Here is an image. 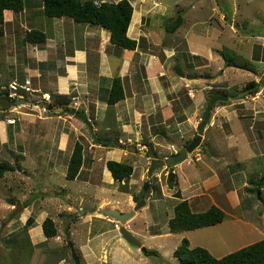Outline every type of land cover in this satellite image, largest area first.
I'll return each instance as SVG.
<instances>
[{
  "label": "rangeland",
  "instance_id": "obj_1",
  "mask_svg": "<svg viewBox=\"0 0 264 264\" xmlns=\"http://www.w3.org/2000/svg\"><path fill=\"white\" fill-rule=\"evenodd\" d=\"M154 1L166 8L163 16L158 15L162 12L157 11V14L155 13L159 18H154V21L162 25L161 31L163 33L166 31L167 41L174 39L172 38L173 33H169L166 29L167 25L170 24H168L169 20H182L181 29L187 30L193 29L194 21L208 25L212 23L217 29L212 38L204 40L198 28L194 32V36L197 38H191L190 40L202 44L200 51L202 50L203 54V45L207 46L204 44L206 42L213 48L217 58L211 64L212 67L197 69V67L206 64V61L188 55L189 51L186 47L184 51L187 54L184 56V62L189 64L194 62L192 65L194 68L190 69L189 64L187 65L188 68L185 65L181 66L182 61H179V59L173 60L176 65L173 76L179 77L176 70L177 68L181 69V67L184 70L182 73L185 75L182 80L186 84L175 94L170 95L171 98L176 99L173 103L174 107L177 106L176 110L181 107L183 110L188 111L187 115L176 120V122H185L184 127L177 128L175 120L167 122L170 125L173 124V129L165 137L157 138L154 141L149 139L150 137L145 129L144 142L142 140L139 142L133 141L132 146L137 148L138 144L146 143V146H148L145 150H148L147 154L143 155L138 152L135 156H130L128 162L145 166L148 157L161 160L166 156L170 157L172 153L175 154L174 152L177 149L179 151L181 148L188 147L198 135L199 123L203 119L210 98L219 94L234 100L230 101L229 99L227 102H218L214 105L201 145L188 155L185 162L176 164L171 168L162 167L154 172H150L151 163L145 166V171H147L143 173L145 179H140V175H144L140 171L142 169H137L132 178L137 183L132 186L129 184L130 179L125 180L123 181L124 185L121 184L118 190L114 186L103 187V189L97 188L96 190L91 185H84L83 177L74 181L68 180L60 171V169L68 166L76 143L83 145L87 165L90 160L96 158L98 163L95 171L102 170L105 160L100 162L98 159L104 158V149L97 150L98 148L93 146L94 142L98 140V137L110 141L115 136H95L87 132L84 137L71 135L74 132L68 133V139L66 138L68 141L64 146V151L58 152V139L56 138L61 135L62 129L70 127V124L62 119L59 121L57 117L62 116L68 120H72L73 117L65 112L50 110V106L56 108L52 93L50 95L41 93L40 97L23 93L27 98L26 104H18L6 110L0 108V127L4 128H2L4 131L0 132V162H8L14 167L12 172L7 173L4 178L0 179V264H74L70 243L73 245L80 261L81 257L84 258L82 264H98L97 259L100 258L102 261L103 255L106 258V264H112V262L120 264L127 261H130L129 264H181L173 253L181 245L183 239L189 240L191 248H205L216 258H222L252 243L264 240L262 232L250 229L249 226L251 222L252 226L259 228L258 226H261L262 223L261 228L264 229V193L259 198L257 193L248 192L247 189H245V192H247L244 194L241 190L242 205L235 214L237 216L239 213L247 215L248 224L244 217H241L240 221H236L232 220L229 215L223 223L217 226L192 230L183 234H171L169 228L166 227V234L168 235L161 236L152 242L153 245L157 246V248L153 247L154 249L159 248L160 252L156 250L157 253L147 254V250L139 251L138 247L126 242V244H120L118 242L120 236L117 235L120 232L114 229L115 224L113 225L106 220H93L92 227L94 225V229L89 232L90 227L87 221L89 216L87 214L90 211L88 212V210L95 209L99 204H102L100 200L94 199L96 196L105 198L108 203L119 201L120 207H122L128 199L126 192L141 195L149 184L143 198L152 196L162 198L164 186L169 193L189 189L193 185L192 181L195 176L204 179L216 167H220L221 164L216 162L217 160L214 157L218 156L219 150L224 145V147L227 146L230 131H226L227 127L217 107L232 105L233 101H236L239 97H244L247 101L258 98L256 102L263 112L261 115H264V41L246 38L245 36L264 37V0ZM222 11H226L230 17L222 20L220 15ZM175 37L183 36L175 35ZM3 41L1 38L0 42ZM230 64H234V66L230 67ZM218 68L219 75L216 74ZM222 69H225V73H220ZM0 76L4 81L5 73L1 72ZM253 81L260 84V92L250 95L247 86ZM15 83H18V81ZM2 84L6 88L0 89V95L2 96L0 99L8 98L9 81L6 80ZM42 90H47L45 85ZM190 99L193 100L190 101ZM11 101L16 102L19 100ZM69 108L73 109L74 107ZM75 108L77 109V107ZM241 108V106L238 107V109ZM247 113L253 114L254 112L250 110ZM46 117H53L54 119L48 123ZM153 120L156 119L153 118ZM53 132L56 134L54 146L52 144ZM262 135L264 136V133ZM250 138L253 139V136ZM52 146L54 150L51 149ZM197 154L201 155L197 157ZM242 156H244V153H242ZM51 160L53 161L51 162ZM258 163V168L249 165L250 168L246 171L248 181L253 177L258 180L261 175L264 176V157ZM62 164L65 166L63 167ZM178 165H180V170L176 169ZM53 167L57 173L52 172ZM171 173L176 176L174 182L169 181ZM96 183L95 181L92 182L93 185ZM244 196L247 198L245 199ZM11 202L16 204L23 202L27 209L23 211L21 209L18 212V208L11 205ZM203 202H205V199L204 201L196 200L194 209L196 211L203 210L206 207L205 205L203 208ZM198 204L202 205L198 206ZM228 213L234 215L233 211ZM30 217L34 219V224L27 228L26 223ZM40 217L42 221L46 218H52L57 226L58 235L54 238H46L47 242L44 244H35L30 239L28 229H30L29 232L32 233V236H34L33 234L37 235L36 227ZM100 217L113 220L103 216V214ZM146 218L145 213L140 211L133 221L128 223L129 229L138 235L136 238L140 242L144 241V237L148 238L149 236L146 233ZM151 230L154 231V229ZM99 231L104 232L106 235L96 239ZM116 235L119 238L114 239ZM94 237L95 240L90 241L92 254L88 255L90 259L87 258L86 260L83 246ZM109 237L113 238L109 245L104 247L102 242ZM120 245H127L130 250H124L120 248ZM103 247L105 252H102ZM128 256L132 258V261L127 259Z\"/></svg>",
  "mask_w": 264,
  "mask_h": 264
},
{
  "label": "crops",
  "instance_id": "obj_2",
  "mask_svg": "<svg viewBox=\"0 0 264 264\" xmlns=\"http://www.w3.org/2000/svg\"><path fill=\"white\" fill-rule=\"evenodd\" d=\"M97 1L103 2L108 0ZM119 1L111 0V2L115 3ZM128 1L133 6L134 13L127 35L137 43L136 49L134 50L121 49L115 46L111 42L110 31L104 27L94 24H76L68 18H47L39 0H26V7L23 12L6 11L4 34L0 36V39L2 38L4 40L0 42V73H5L4 81H2L3 78L0 76L1 90L6 88L2 83L8 80L9 86L17 81L20 85H25L29 82L28 88L31 92L26 93L28 95L40 97L41 93L44 95L54 93L68 96L71 100L69 107H74V110L84 112L92 124V128H90L84 121L76 117L72 116V120H68L62 116L57 117L59 121L62 119L70 124V127L65 128L67 129L66 131L62 129L61 135L58 136L59 138H56L58 139V152L64 151V146L68 141V133L71 134L73 132L74 134L71 135L76 136H84L87 132L95 136H115L110 141L113 143L118 141L122 145V147H104L99 145L97 140L94 142L95 144L93 146L97 147V150L104 149L105 153L103 154V159H98L100 162L105 160L103 164L104 168L99 171H95L98 163L95 156V159L90 160L87 165L84 154L85 161L76 179L83 177L84 185H91L96 190L97 188L103 189V187L113 186L118 190L121 184L124 185V182L121 183L114 180L107 167L108 161H116L133 166L134 172L129 178V184L132 186L137 183V181L132 180L137 169H142L140 170L142 174L147 172L145 171V166L150 165L154 159L152 157H146L147 161L145 162V166L143 164H136L135 162H131L130 164L128 158L136 154L126 149L127 146L133 145V141L139 142L142 140L144 142L143 135L145 129L147 130V135L150 137L149 139L154 141L157 138L165 137L173 129V124L170 125L167 122L175 120L177 128L184 127L185 122H176V120L187 115L188 111L183 110L181 107L176 110L177 106L174 107L173 104L176 99L171 98L170 95L182 89L186 83L182 80L185 77L173 76V72L176 69L173 60L179 59V61H182L181 66L185 65L187 67L189 63L184 62V56L187 54L184 51L186 47H188V55L206 61V64L197 67V69L212 67L211 64L217 58L215 51L209 44L204 42L207 46L203 45V54L202 50L200 51L202 44L191 42L190 40L191 38H197L194 36V32L198 28L204 40H208L210 37L212 38L215 30H217L212 23L208 25L194 21L192 30L181 29L182 24L172 34V36L174 35L172 37L174 39L167 41L166 31L163 33L161 31L162 25L154 21V18L158 17L155 13L157 14V11L162 12L158 15L163 16L166 8L160 6L154 0ZM226 13V11L220 13L222 20H226ZM173 21L169 20L168 24ZM32 30L43 32L46 35V42L42 44L29 43L26 37L27 33ZM175 35L183 37H175ZM245 36L246 38L264 41V37ZM193 64L194 62H191L188 67L190 69L194 68L192 66ZM218 70L219 68L216 70L217 75H219ZM181 71H184L182 67ZM223 72L225 73V69H222L220 73ZM115 79L121 80L125 98L114 105H109L108 99ZM44 85L48 91L42 90ZM257 99L252 98L250 101H247L244 97H239L236 101H233L232 105L217 107L227 127L226 131H230L227 146L224 147V145L219 150L218 156L214 157L217 160L216 162L221 164L220 167H216L204 179L195 176L192 181L193 185L189 189L169 193L164 186L162 198H155L156 196L148 198L142 197L146 204L141 210L136 212L134 217L140 211H143L145 217H147L146 233L149 236L148 238L144 237V241H141L146 250H158L157 252H160L159 248H153H157V246L153 245L152 242L161 236L168 235L166 234V227L169 228V221L174 216V208L183 200H187L191 205L192 211L196 213L205 212L211 206H216L224 211L227 217L230 215L229 217L232 220L240 221L241 217H244L246 220L247 215L245 216L244 213L238 212V216L236 215L239 207L242 205L241 190L244 194L247 192H245V189L250 187L246 171L250 166L258 168V162L264 157V136L262 135L264 133V129H262L264 127V115H261L263 112L259 109L260 105L256 102ZM177 100L179 99L177 98ZM192 100L190 99V101ZM232 100L234 99H230V101ZM239 106L242 108L238 109ZM249 109L254 113H247V111H250ZM239 111L242 112L240 113ZM153 118L156 120L154 121ZM53 119V117H46L48 123ZM2 128L0 127V132L4 131V128ZM55 135L53 132V146ZM251 136H253V139L250 138ZM146 145V143L138 144L136 149L138 151L139 149L146 150L148 147ZM53 146L51 149H53ZM242 153H244V156H242ZM200 155L197 154L196 156L199 157ZM168 157L165 158L167 159ZM62 165L63 167L65 166L64 164ZM179 166H176V169L180 170ZM67 168L68 166L60 169L65 177L67 175ZM52 172L57 173L54 171V167ZM145 178V175H140L141 180ZM94 181L97 183L93 185L92 182ZM262 191H264V186ZM126 195H128V199L122 206L124 208L120 207L119 201H116V203H108L105 198L96 196L94 199L100 200L102 204H99L95 209L91 208L88 210V212L90 211L87 214L89 216L87 220L90 227L89 232L94 229V225L92 227L93 220H106L114 225L113 220L104 217L102 219L100 217L102 214L101 211L117 210L120 212H129L133 210L137 203L134 197L138 195L131 194L130 192H126ZM244 197L245 199L247 198L246 196ZM198 199L201 201L205 199V202L202 204L203 208L205 205L206 207L203 210L196 211L194 206ZM197 202L199 203L200 201ZM21 204L22 211L27 209V206L23 202ZM200 205L198 204V206ZM230 211H233L234 215L228 213ZM26 212L28 213L30 211ZM242 212L244 211L242 210ZM133 219L130 221L132 222ZM41 221L42 218L40 217L38 226L36 227L38 231V233L36 232L37 235L33 234L34 236H32V233L29 232L30 229H28L30 239L35 244H44L47 242L42 229L44 221ZM246 223L248 224V221ZM249 226L250 229L260 231L264 235V229L262 230L261 228L263 226L262 223L261 226H258L259 228L252 226L251 222ZM151 229H154V231ZM129 231L135 237L138 236L133 230L129 229ZM187 232L189 231L177 234ZM97 233L99 234L96 236V239L106 235L101 231ZM117 235L114 239L119 238L118 242L120 244L127 243L121 237L120 233ZM112 238L109 237L102 242L103 246L107 247ZM93 239L95 240V237L83 246L86 260L87 258L90 259L88 255L92 254L90 241ZM104 247L102 252H105ZM120 248L127 251L130 250L127 245H120ZM129 257L127 259H131L132 261V258ZM105 259V255H103L102 261L98 258V264H106ZM83 262L84 258L81 257V263ZM129 263L130 261L120 264ZM112 264L114 263L112 262Z\"/></svg>",
  "mask_w": 264,
  "mask_h": 264
},
{
  "label": "trees",
  "instance_id": "obj_3",
  "mask_svg": "<svg viewBox=\"0 0 264 264\" xmlns=\"http://www.w3.org/2000/svg\"><path fill=\"white\" fill-rule=\"evenodd\" d=\"M43 7L44 14L50 19L68 18L76 24H94L108 29L111 33V42L127 50L136 49V41L127 35L130 22L134 13V8L128 0H120L118 3L104 1L96 5V0H39ZM26 7V0H0V36L4 34L5 12H23ZM230 16L227 13L226 19ZM182 20L173 21L168 25L167 31L174 33L180 26ZM26 40L29 43L42 44L46 42V35L43 32L32 30L27 33ZM234 66V64H230ZM250 95L260 92V84L253 81L247 86ZM0 97H2L0 95ZM8 97V96H7ZM56 108L50 106V110L58 108L69 109L70 99L68 96L52 93ZM125 98L124 90L120 79H115L110 97L109 105H114ZM54 105V106H55ZM98 144L104 147H122L117 141H104L98 137ZM139 151H137L138 153ZM168 157V156H166ZM84 164V147L81 143H76L70 158L66 178L75 180ZM107 167L115 181L123 182L128 180L133 172V166L116 161H108ZM14 170L8 162H0V179L7 173ZM175 181V180H174ZM173 181V182H174ZM248 192L260 193L264 186V176L256 180L249 179ZM135 201L142 200V196L134 197ZM227 215L219 207L211 206L205 212H193L190 203L183 200L174 208V216L169 221V230L172 234L186 231L198 230L202 228L217 226L223 223ZM34 224V219L27 220V228ZM46 238H54L58 235V229L52 218H46L42 224ZM147 254L157 253L156 251H146ZM174 257L178 258L181 264H264V240L255 242L234 253L222 258L214 257L207 249L202 247L191 248L188 239H183L181 245L174 251Z\"/></svg>",
  "mask_w": 264,
  "mask_h": 264
},
{
  "label": "water",
  "instance_id": "obj_4",
  "mask_svg": "<svg viewBox=\"0 0 264 264\" xmlns=\"http://www.w3.org/2000/svg\"><path fill=\"white\" fill-rule=\"evenodd\" d=\"M176 73L180 77H185V75L182 73L180 68H177ZM228 100H229V98L227 96H224V95L216 94V95L212 96L210 98V101H209L207 107H206L203 119H202L201 123H199L198 135L195 138V140L190 145H188V147L181 148L178 151V153L171 155L170 157H168L165 160L164 159L153 160V162L151 164L150 172H154L155 170L162 168V167L171 168L172 166H174L176 164L185 162L188 158V155L191 154L194 150H196L201 145L206 126L211 119V112H212L214 105L218 102H227ZM26 103H27V101L24 99L16 101V102L11 101L8 98H1L0 99V107L3 109H7V108L13 107V106L18 105V104H26ZM56 110H57V112H63L64 111L65 113L84 121L90 128H92V124L87 119V116L84 112L76 111L73 109H65L64 110L63 108H58ZM126 149H127V151H129L133 154H136L138 151L136 148H134L132 146H127ZM139 152H141L143 155L147 154V151H145V150H139ZM174 177H175V175L173 173H171L169 175V181L172 182L174 180ZM148 187H149V184L147 185V188ZM147 188H145L144 193L141 194L142 197L145 194V192L147 191ZM257 194L260 198V193L258 192ZM145 204H146L145 200L142 199L139 202H137L134 209L129 211V212H120L117 210L101 211L104 216L111 218V219L120 223V230H119L120 235L128 244L136 246L143 251H146L145 247L129 231L128 223L130 222V220H132L134 218V216L136 215V212L139 211L140 209H142L145 206ZM11 205L17 207L18 212L21 211V209H22L21 204H16L15 202H11ZM70 247H71V251H72V257L74 260V264H82L79 257L77 256L75 250H74L73 245L71 243H70Z\"/></svg>",
  "mask_w": 264,
  "mask_h": 264
},
{
  "label": "built area",
  "instance_id": "obj_5",
  "mask_svg": "<svg viewBox=\"0 0 264 264\" xmlns=\"http://www.w3.org/2000/svg\"><path fill=\"white\" fill-rule=\"evenodd\" d=\"M104 2V1H103ZM102 3V1H95L96 5H100ZM29 82H27L25 85H20L18 83H13L9 86V93H8V99L10 100H26L27 98L25 97V95L23 93H29L31 92L30 89L28 88ZM175 154L178 153L177 150H175L174 152ZM114 227L115 229H117L118 231L120 230V223L117 221H114Z\"/></svg>",
  "mask_w": 264,
  "mask_h": 264
},
{
  "label": "clouds",
  "instance_id": "obj_6",
  "mask_svg": "<svg viewBox=\"0 0 264 264\" xmlns=\"http://www.w3.org/2000/svg\"><path fill=\"white\" fill-rule=\"evenodd\" d=\"M74 110V109H73Z\"/></svg>",
  "mask_w": 264,
  "mask_h": 264
}]
</instances>
